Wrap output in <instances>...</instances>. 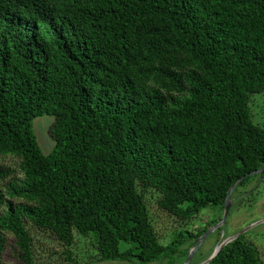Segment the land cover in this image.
Here are the masks:
<instances>
[{
    "label": "trees",
    "instance_id": "trees-1",
    "mask_svg": "<svg viewBox=\"0 0 264 264\" xmlns=\"http://www.w3.org/2000/svg\"><path fill=\"white\" fill-rule=\"evenodd\" d=\"M256 94L264 0H0V264L8 236L18 260L34 264L26 221L66 247L74 232L89 236L97 261L183 262L238 179L232 203L261 195L264 170L247 175L264 164ZM44 114L46 154L32 130ZM147 187L184 222L218 211L163 244ZM208 264L260 261L240 234Z\"/></svg>",
    "mask_w": 264,
    "mask_h": 264
},
{
    "label": "rangeland",
    "instance_id": "rangeland-1",
    "mask_svg": "<svg viewBox=\"0 0 264 264\" xmlns=\"http://www.w3.org/2000/svg\"><path fill=\"white\" fill-rule=\"evenodd\" d=\"M249 107L253 122L263 125L264 94L251 96ZM52 120L53 117L47 114L35 117L32 120V130L41 151L45 154L52 150L54 144L48 134V128ZM5 162L16 169L15 172H17L16 163L11 157L5 158ZM138 189L140 190L141 187L138 186ZM261 191L258 201L251 207L245 206L247 203L239 206L236 202H233L224 222L221 223L219 227L209 232L205 238L200 239L196 245L193 244L189 247V251L193 250L194 246L195 250L188 264H198L203 258L210 255L215 245L224 237L245 229L246 231L243 233V239L253 245L258 252L260 264H264V222L259 223L260 221H264V188H262ZM159 196V191L154 188L147 187L143 190V199L150 216V221L154 226L158 238L163 244L170 243V241L175 238V233L180 230L187 236L185 238H188L187 232L196 233L201 230L207 222L214 219L218 211V208L210 206L200 210L197 215L184 222L180 218L168 214L157 206V199ZM25 223L32 236L34 264H70V261L67 260L66 251L70 252L71 257L77 264H137L136 262L126 261H97L96 248L93 246L92 239L89 236H82L74 232L73 243L71 246L66 247L49 231L37 228L28 221ZM217 240L218 242L216 243ZM188 243L187 241L185 242V244ZM193 243H195V241H193ZM179 259L180 258H175L173 263H180ZM165 261L166 259H163L149 264H163ZM2 263L25 264L18 260L13 238L11 236L7 237Z\"/></svg>",
    "mask_w": 264,
    "mask_h": 264
},
{
    "label": "water",
    "instance_id": "water-1",
    "mask_svg": "<svg viewBox=\"0 0 264 264\" xmlns=\"http://www.w3.org/2000/svg\"><path fill=\"white\" fill-rule=\"evenodd\" d=\"M263 170H264V164H263L260 168L254 170V171L249 172L247 175H255V174H257V175L259 176L258 178H260V174H261V172H262ZM242 178H243V177H241L240 179H238V180L235 182V184L232 185V186L228 189V191H227V193H226V196H225V200H224V204H223V213H222V216H221L220 220H219L218 222H216L214 225H212L208 230H206V231H205L200 237H198V238L196 239V244L198 243V241H199L200 239L205 238L209 232H211L213 229L219 227V225H220L221 223L224 222V220H225V218H226V216H227V214H228L229 208H230V206L232 205V198L230 197V194H231V192L234 190V188L237 186V184L239 183V181H240ZM258 181H259V179H258ZM261 222H264V221H260L259 223H261ZM245 231H246V229H245V230H242V231H239V232H236V233H234L233 235H230V236H227V237L223 238V239H222V240H221V241H220V242L214 247V249H213V251L211 252V254H210L206 259H204L203 261L199 262L198 264H208V263L210 262V260H211V259H212V258H213V257H214V256H215V255L221 250V249H222V247H223L224 245H226L227 243H229V242L232 241L233 239L237 238L240 234H243ZM196 244H195V245H196ZM194 250H195V246H194V249H193V250H191V251L188 250L187 256H186V258H185V260H184V262H183L182 264H188V263H189V261H190L192 255H193Z\"/></svg>",
    "mask_w": 264,
    "mask_h": 264
}]
</instances>
